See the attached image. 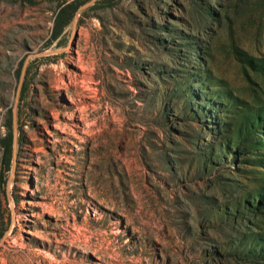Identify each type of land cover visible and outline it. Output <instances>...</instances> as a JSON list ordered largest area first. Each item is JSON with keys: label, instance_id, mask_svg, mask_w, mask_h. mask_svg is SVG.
Returning a JSON list of instances; mask_svg holds the SVG:
<instances>
[{"label": "rangeland", "instance_id": "1", "mask_svg": "<svg viewBox=\"0 0 264 264\" xmlns=\"http://www.w3.org/2000/svg\"><path fill=\"white\" fill-rule=\"evenodd\" d=\"M70 1L0 0V264H264V0Z\"/></svg>", "mask_w": 264, "mask_h": 264}, {"label": "trees", "instance_id": "2", "mask_svg": "<svg viewBox=\"0 0 264 264\" xmlns=\"http://www.w3.org/2000/svg\"><path fill=\"white\" fill-rule=\"evenodd\" d=\"M76 1H70L59 5L57 15H55L54 25L51 39H56L62 33L65 26L72 20L76 14ZM6 132L4 137L0 139L1 160L4 167H8L9 159L12 154V146L14 145V134L11 123L5 125ZM3 167V168H4Z\"/></svg>", "mask_w": 264, "mask_h": 264}]
</instances>
